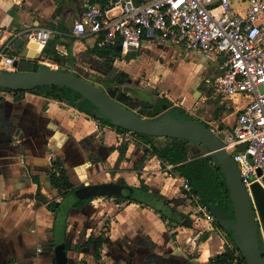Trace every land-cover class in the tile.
Wrapping results in <instances>:
<instances>
[{
  "label": "crops",
  "instance_id": "crops-1",
  "mask_svg": "<svg viewBox=\"0 0 264 264\" xmlns=\"http://www.w3.org/2000/svg\"><path fill=\"white\" fill-rule=\"evenodd\" d=\"M83 2L0 0V51L17 57L15 39L23 38L27 29L45 26L53 36L46 45L23 40L33 53L46 52L35 63L48 68L82 70L94 77L106 71L109 79L124 71L126 84L139 80L144 70L151 72V59L163 67L157 73L170 83L166 99L176 106L182 104L180 107L195 121L206 123L197 119L201 114L192 107L206 97L200 90L203 80L212 87L208 79L215 73L213 57L180 55L176 46L158 42H145L140 49L121 52L115 58L110 54L98 56L90 50L92 37L78 38L71 32ZM195 64L197 80L192 87L187 78ZM175 65L186 72L185 77L172 81L167 75ZM237 98L227 99L233 103ZM242 106L235 108L230 125ZM219 117L220 125L230 126L227 115ZM122 133L112 125L97 123L67 102L31 91L15 94L0 88V264H54L52 238L59 234L70 243L69 260L81 264H211L209 259L224 251L229 245L226 233L214 223L194 221L188 214L191 199L182 190L175 170L162 167L154 154L145 153L138 139L124 146L120 143ZM55 157L62 160L76 187L108 182L137 187L143 182L148 191L168 200L161 207H173L186 217L177 223L166 222L149 205L115 200L114 194L88 198L75 209L71 206L74 193L61 197L50 183V163ZM135 195L147 199L138 191ZM51 201L59 202L54 211L47 208ZM99 236L103 241L99 258H95L94 242ZM88 239L91 243L84 245Z\"/></svg>",
  "mask_w": 264,
  "mask_h": 264
},
{
  "label": "built area",
  "instance_id": "built-area-1",
  "mask_svg": "<svg viewBox=\"0 0 264 264\" xmlns=\"http://www.w3.org/2000/svg\"><path fill=\"white\" fill-rule=\"evenodd\" d=\"M71 32L78 38L92 37L98 48L120 45L123 53L136 51L145 42H158L213 57L217 68L208 81L214 93L228 99L245 96L247 101L238 109L234 124L210 128L235 162L254 202L251 185L258 182L264 190V0H84ZM22 36L44 46L52 30L34 27ZM13 60L0 51V69L13 70ZM131 134L122 133V139ZM179 177L183 189L190 190L186 178ZM190 199V217L214 223L208 205L197 196ZM254 214L259 221L255 207ZM259 235L264 253L261 226Z\"/></svg>",
  "mask_w": 264,
  "mask_h": 264
},
{
  "label": "water",
  "instance_id": "water-1",
  "mask_svg": "<svg viewBox=\"0 0 264 264\" xmlns=\"http://www.w3.org/2000/svg\"><path fill=\"white\" fill-rule=\"evenodd\" d=\"M52 38L53 36L50 37ZM14 44L18 52L12 63L13 70L0 69V88L9 91H29L42 85L65 86L88 99L98 109L97 116L108 118L115 126L154 137L187 139L201 148L204 146L223 172L233 203V217L213 203L209 205V210L213 213L215 220L224 228L231 230L232 240L245 264H264L263 247L259 238L260 226L264 234V190L258 182L251 185L254 201L252 203L235 162L210 127L200 121L187 119L184 115L174 114L175 111L171 109H166L157 118L139 116L117 102L103 88L90 81L86 73L82 76L76 71L37 65L35 60L41 54L46 55L45 51L33 53L32 48L26 46L22 37L15 39ZM115 48L121 50L120 45ZM216 68L217 63L215 62V71ZM126 142L128 141H123L124 144ZM197 151L201 152L199 149ZM258 174H260L259 169ZM126 185L112 182L83 184L74 191V197L78 199L100 195H120L126 188L128 195H131L132 185L128 183ZM254 207L258 212L259 221L255 219ZM52 244L55 264H69L67 250L70 243L66 240V236L64 234L53 235Z\"/></svg>",
  "mask_w": 264,
  "mask_h": 264
},
{
  "label": "trees",
  "instance_id": "trees-1",
  "mask_svg": "<svg viewBox=\"0 0 264 264\" xmlns=\"http://www.w3.org/2000/svg\"><path fill=\"white\" fill-rule=\"evenodd\" d=\"M90 50L92 53L98 56H105L106 54H110L115 58L119 57L121 54V51L117 50L115 47L98 48L93 46ZM52 52L54 53V51ZM56 56L57 58H60L59 60H61V57H59L58 55ZM36 64L39 65V63ZM76 72L82 76L86 73L87 77L90 76V78L88 77V79L93 82L91 77H94V75H90V73L82 70H78ZM126 79V73L124 71H121L118 73L115 79L99 78V81L102 82L103 86H98L103 88L117 102L124 105L128 109H131L139 116L157 118L166 109H171V111H175L174 114L178 113L180 115H184L187 119H193L192 116L187 113L184 108L173 105L169 100L165 98L155 100L154 102V100H148L141 96L131 95L130 93H128V90L120 88L123 87ZM29 91L41 94L46 98H53L56 100L67 102L71 106L75 107L78 111L84 113L92 119L97 120L99 124L106 123L114 126L118 132L128 131L124 128L113 125L110 120L104 116H97L98 109L96 108V106L73 89L65 86L42 85ZM13 92L15 94H21L24 91ZM131 102H134V105L133 103L131 104ZM134 107H138V109L134 110ZM205 125L207 127H210L206 123ZM221 127H224V125L219 126V128ZM131 133L136 137V139L143 142L145 153L150 152L151 154H154L162 162V167H165L167 164H171V169L175 170L178 175L186 178L190 185V190L186 191L182 186L181 188L187 194V196H189L190 198L197 196L198 201L200 203L208 205V207L213 203L216 207L220 208L226 213H229L233 217V203L223 172L215 162L212 154H205V152H207L208 150L204 146H202L204 150L202 152H198L195 149V142L187 139L164 137L166 141L160 142L156 139V137L151 135L137 132ZM120 143L125 146V144L123 143V139H121ZM49 179L51 185L57 189L58 194L61 197H64L68 193H74V191L79 188L74 186V184L70 181L67 176L64 164L58 157H55L51 160ZM122 184L127 186L125 182H122ZM131 187L133 188L131 195H128V189L126 188L122 190V194L115 195V200H127L130 202L134 201L147 204L159 212V216L161 219L168 220L170 223H177L182 220L181 218L183 213L174 209L173 207H169L166 209L161 207L160 205L168 202V200L159 198L157 193L154 191H148V186L145 183L141 182L139 186L136 187L132 185ZM137 191L140 194L144 195L147 199L143 200L135 195ZM100 196H103V198H107L109 195ZM86 200H88L87 197L75 199L71 206L75 209H78ZM58 205V201L47 202V208L51 211H54L58 207ZM214 224L216 227L221 228L226 233L233 246L232 248L226 247L223 252L210 258L209 262L211 264H245L243 257L241 256L237 246L232 240L231 230L229 228H224L217 220L214 221ZM102 241V236H99L95 239V258H99V246L102 244ZM90 243L91 239H88L84 245H89ZM69 264L74 263L69 260Z\"/></svg>",
  "mask_w": 264,
  "mask_h": 264
},
{
  "label": "rangeland",
  "instance_id": "rangeland-1",
  "mask_svg": "<svg viewBox=\"0 0 264 264\" xmlns=\"http://www.w3.org/2000/svg\"><path fill=\"white\" fill-rule=\"evenodd\" d=\"M169 48H172V46H169ZM166 52L169 54V50H167ZM179 53L180 55L186 53L187 56L190 54H193L192 52H187L182 49H179ZM150 62L152 63L151 72L148 70H144L141 73L140 77L138 78L139 80H133V83H126L123 85V87H120V88L124 90H128V93H130L131 95L141 96L148 100H153L154 98L153 94L155 95L156 93L162 95V98L166 99V96L164 95L165 93H167V95H170L166 90L167 89L166 87H171L170 83L164 80L163 77H161L160 72L157 73V69H160V68L162 69L163 67H160V65H158L157 62H154L151 59H150ZM191 68L193 69H191L192 71L189 77L187 78V81L189 84H191L190 86L196 87L195 82L197 80L196 79L197 78V64L192 65ZM184 72L186 71L180 68V66L175 65L170 70L167 77L172 81L177 80V78L185 77ZM101 73L103 75L95 74L97 76L91 77V78L95 84L103 86L102 82L99 81V77L101 78L105 77L106 71L105 72L102 71ZM117 75L118 73H116L114 76H111V79H115ZM200 88H201L200 90L202 91V93L206 94V97L203 96L199 98L200 102L198 104L197 102L193 104L192 108L196 109L197 113L201 114V116H197V119L203 120L210 127H213V128H217L220 125V123H223L219 117L222 114L227 115L226 121L230 122L227 125H230L233 122L234 117H235V112H236L235 108L242 106L247 101V98L245 96H239L236 100L235 99L233 100V103H231V101L225 97L216 96L215 93H213L212 87L208 85L204 80ZM194 97L197 98V94ZM132 103L134 105V102H131V104ZM177 105L182 106V104H177ZM137 109L138 107H134V110H137ZM156 139H158L160 142L166 141L164 137H160ZM123 141H128L125 143V145L129 143H133V142L134 143L139 142L137 141L135 136L134 137L132 136V134L129 137V139L123 140ZM197 149H199V151L201 152L203 151L200 146H198ZM228 244L229 245L227 247L230 248L231 247L230 239H228Z\"/></svg>",
  "mask_w": 264,
  "mask_h": 264
},
{
  "label": "flooded vegetation",
  "instance_id": "flooded-vegetation-1",
  "mask_svg": "<svg viewBox=\"0 0 264 264\" xmlns=\"http://www.w3.org/2000/svg\"><path fill=\"white\" fill-rule=\"evenodd\" d=\"M104 79H109V78H104ZM153 96H154V98H153V100H154V102H155V100H159V99H161L162 98V95H160V94H153ZM51 160H52V158H51ZM51 164V163H50ZM75 264H81V263H78V262H74ZM54 264H55V258H54Z\"/></svg>",
  "mask_w": 264,
  "mask_h": 264
}]
</instances>
